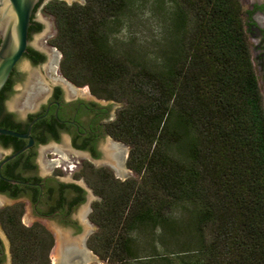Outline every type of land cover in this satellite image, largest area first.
I'll use <instances>...</instances> for the list:
<instances>
[{
    "label": "trees",
    "instance_id": "obj_1",
    "mask_svg": "<svg viewBox=\"0 0 264 264\" xmlns=\"http://www.w3.org/2000/svg\"><path fill=\"white\" fill-rule=\"evenodd\" d=\"M163 1L152 54L111 41L128 0L44 5L62 76L120 103L106 127L137 175L95 181L87 245L105 264H131L128 230L148 223L186 245L169 264H264V112L240 2ZM18 215L0 213L11 263L49 264V233Z\"/></svg>",
    "mask_w": 264,
    "mask_h": 264
},
{
    "label": "water",
    "instance_id": "obj_2",
    "mask_svg": "<svg viewBox=\"0 0 264 264\" xmlns=\"http://www.w3.org/2000/svg\"><path fill=\"white\" fill-rule=\"evenodd\" d=\"M45 1L0 0V209L23 204L20 224L49 229L54 264H97L85 253L93 200L76 179V158L128 184L126 150L104 135L102 121L116 118L117 105L56 73L59 50L46 45ZM247 32L264 75V0H248ZM0 264H10L1 239Z\"/></svg>",
    "mask_w": 264,
    "mask_h": 264
},
{
    "label": "rangeland",
    "instance_id": "obj_3",
    "mask_svg": "<svg viewBox=\"0 0 264 264\" xmlns=\"http://www.w3.org/2000/svg\"><path fill=\"white\" fill-rule=\"evenodd\" d=\"M81 1L82 0L79 2ZM68 3L71 2L68 1ZM167 8L168 4L163 0H128L123 16L108 25L111 41L120 49L125 48L127 45H132L138 50L152 54L156 42L155 40L158 36L157 21ZM44 15L49 19L48 32L51 38L54 32L53 20L47 12H44ZM247 41L250 43L249 38H247ZM253 56L254 53L250 50V58L261 95L264 112V75L259 74ZM262 73H264V69ZM124 149L127 152L126 144L124 145ZM128 177L136 178L137 175L129 169ZM118 179L120 180V178ZM178 210L179 209L173 208L168 211V215L172 218L177 217L179 213ZM155 225L157 226V224ZM95 229L96 226L92 224L91 231L93 232ZM128 231V234L133 239L132 255L128 260L131 264H169V260L172 261V259H175L176 254L180 253L182 249L186 247L185 244H179L170 238L159 239L158 230L154 227V224L146 223L132 226ZM91 254L94 253L91 251L90 255ZM93 257L97 258V264H105V261L100 259L96 254H94ZM47 258L49 264L50 262L53 264L54 251L47 254ZM182 260H187V257H184Z\"/></svg>",
    "mask_w": 264,
    "mask_h": 264
},
{
    "label": "flooded vegetation",
    "instance_id": "obj_4",
    "mask_svg": "<svg viewBox=\"0 0 264 264\" xmlns=\"http://www.w3.org/2000/svg\"><path fill=\"white\" fill-rule=\"evenodd\" d=\"M46 2L47 1H45V3ZM239 2H240V5H241V15L240 16H241V20H242V23H243V27H244V31H245L246 39H247V38H249L248 32H247L248 0H239ZM49 38H50V33L48 32L47 33V43H46V45H48V46H50V47H52V48L57 50L56 47H54L53 45H51L49 43ZM248 46H249V51L251 50L253 52L251 43H248ZM59 56H60V53L58 55V59H59ZM262 58H263L262 70H263L264 69V52H262ZM254 59H255V57H254ZM56 73H60L59 70H58V63H57V71H56ZM62 82L67 84L68 86L80 91L81 93L91 97L92 99H94L96 101L116 104L117 108L119 107V102L114 100V99H106V98L95 96L93 93L90 92V90L88 89L87 84H85V83L74 84V83L70 82L68 79H66L64 76H62ZM110 120L111 119L102 121L104 135H105V137H107L108 139H110L111 141H113L114 143H116L117 145H119L120 147H122L124 149V145H125L124 142L121 141L118 138L113 137L107 130L106 126H107V124H108V122ZM126 154H127V152H126ZM101 174H106V175L112 176L113 178H116V179L119 178V177H116V176L111 175L109 173H106L104 171L98 170V169L90 166L89 164L83 162L82 160L76 158V179H82L83 180V182H84V184H85V186H86V188H87V190H88V192H89V194H90V196H91V198L93 200V201H88L87 202V208H86L88 219H89V223H90V227L93 224L91 222L90 218H89V213L91 211V205H92V203L94 201L100 199V194L97 192L96 182L95 181L98 179L99 176H101ZM7 209H9V210H11V209L19 210L18 220L21 223L23 204H19V205L11 206V207H8V208L0 209V213L5 212ZM22 225L29 226V224H27V225L22 224ZM43 227L45 228V230L49 233V235L51 237V244H50V247H49L48 252H47V254H50L52 251H54L53 234L49 231V229L46 226H43ZM91 234H89L86 237L85 253L88 254V255H90L91 250H90V248L87 245V239H88V237ZM0 239H1L2 244L4 246V249H5V252H6L7 257L9 259V262H10V264H12L11 263V256H10V242H9V239L7 237V234H6L5 230H4L1 222H0ZM93 255L94 254H91L90 256H93Z\"/></svg>",
    "mask_w": 264,
    "mask_h": 264
},
{
    "label": "bare ground",
    "instance_id": "obj_5",
    "mask_svg": "<svg viewBox=\"0 0 264 264\" xmlns=\"http://www.w3.org/2000/svg\"><path fill=\"white\" fill-rule=\"evenodd\" d=\"M53 264H54V259H53Z\"/></svg>",
    "mask_w": 264,
    "mask_h": 264
}]
</instances>
